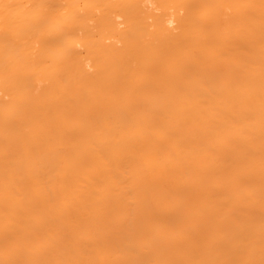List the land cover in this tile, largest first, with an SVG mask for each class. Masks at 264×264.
I'll return each mask as SVG.
<instances>
[{"label":"bare ground","instance_id":"bare-ground-1","mask_svg":"<svg viewBox=\"0 0 264 264\" xmlns=\"http://www.w3.org/2000/svg\"><path fill=\"white\" fill-rule=\"evenodd\" d=\"M0 264H264V0H0Z\"/></svg>","mask_w":264,"mask_h":264}]
</instances>
